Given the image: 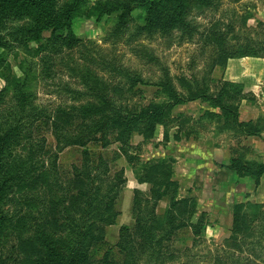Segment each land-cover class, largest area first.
Here are the masks:
<instances>
[{
  "label": "rangeland",
  "instance_id": "rangeland-1",
  "mask_svg": "<svg viewBox=\"0 0 264 264\" xmlns=\"http://www.w3.org/2000/svg\"><path fill=\"white\" fill-rule=\"evenodd\" d=\"M65 1L61 0V3ZM143 1L87 0L74 22L78 42L58 44L56 47L63 49L60 55L54 47H49L39 53V57L32 58L12 39L9 47L0 44V56L5 49L12 71L10 73L6 69V64L1 65L0 91L5 87L6 99L14 85L11 78L23 76L22 66L25 63L33 73L41 74L46 67L50 74L38 82L34 79L31 86L34 96L29 107L32 109L27 112L28 119L24 124L27 136H32L35 141L28 143L25 152L21 151L22 141L16 151L27 157L35 155L32 162L36 163L41 149L39 143L43 145V140L47 139L49 149L58 145L60 131L53 134L46 126L39 131L34 128L35 122L41 113L50 116L57 108L73 104L74 92L70 90H86L81 85L84 80L92 83L94 79L93 86H98L99 101L115 98L122 104L123 110L130 108L136 112L147 110L148 106L154 109L164 105L166 111L158 116V130L149 135L148 143L136 133L132 140L139 146L128 149L136 155L134 166L138 172L143 171L144 162L151 160V166L158 169L153 173L147 171L158 185L151 195L152 199L147 197L152 188L150 184L149 189H138L143 195L138 196L141 204L137 209L140 213L146 208L151 213L158 205L157 209L163 214L170 208L166 200L157 202L156 199L164 192L161 183L168 174L172 175L179 187L176 193L172 191L174 187L167 189V195H176L175 200L183 201L170 209V215L177 217L174 224H197L202 227L207 224L202 243L193 247L187 264H218L219 256L223 263L237 264L232 256L234 251H227L223 244L232 235L233 214L237 206L242 207V212L254 213L260 218L259 222L264 220V176L246 175L240 178L228 166L234 158L252 170L264 165V144L259 142L258 150L249 139L254 137V131L264 132V114L258 112V99L249 87L241 82L226 80V73L236 62L264 58V50L261 51L264 48V0H188L181 11L175 9L172 0H156L157 4L151 0ZM93 12L99 17L92 15ZM44 19L47 20L46 17ZM57 33L67 37L65 30ZM50 36L49 30L44 33L47 41ZM247 52L256 53L247 55ZM7 74L12 75L8 79L9 84L4 78ZM134 78L142 79L147 85L137 83L131 87ZM225 81L238 83L223 97L229 107L225 111L202 99L170 108L171 104L165 97L168 88L157 85L172 82L184 92L183 86L197 85L202 91L206 84L209 92L217 95ZM145 120L143 116L139 119L140 128L150 127V120ZM166 130H169L168 141H165ZM175 136L179 141L174 139ZM116 148L114 144L104 150L97 144L95 152H103L110 158ZM81 152L82 149L76 146L61 153L58 168L63 180L74 178L75 167L82 161ZM161 157L168 161V170L159 168L155 163L154 159ZM47 162L49 164L50 160ZM30 163L27 160V164ZM116 165L126 169L128 182L118 202L121 215L117 223L106 231L108 244L115 251L121 227L135 222L132 213L135 171L124 157L117 160ZM62 179L59 184L66 189L68 183ZM26 195L20 188L14 187L0 208V264H53L41 262L40 257L29 259L21 255V250L30 246L21 241V236L33 235L35 230L47 229L49 234L60 240L64 252L70 241L67 229L56 228L54 224L56 210L53 206L57 205L47 204L48 198L43 193L33 192L29 193L31 200L25 203L23 196ZM39 206L47 207V212L43 208L42 214L21 221L25 211ZM186 210L198 211V215L203 217L198 219L197 216L190 222L188 215L184 214ZM149 215L152 217V214ZM49 220L53 224H48ZM167 222L162 220V226L168 228ZM178 236L175 244L179 247L185 249L191 244L190 231L186 227L178 231ZM187 256L189 254L181 255L180 260L185 261ZM99 257L91 262L97 264ZM245 258L243 264H247L251 257Z\"/></svg>",
  "mask_w": 264,
  "mask_h": 264
},
{
  "label": "trees",
  "instance_id": "trees-1",
  "mask_svg": "<svg viewBox=\"0 0 264 264\" xmlns=\"http://www.w3.org/2000/svg\"><path fill=\"white\" fill-rule=\"evenodd\" d=\"M172 1L175 9L181 11L188 0ZM151 2L158 3L156 0H151ZM86 3L87 0H67L64 3H61V0H0V44L9 47V42L12 39L32 58L39 57V53L49 47H54L60 55L63 49L56 47L58 44L67 45L66 43L70 41L78 42V38L74 34V22ZM95 13L93 12L92 15L97 16ZM48 30L51 34L48 38L49 41L44 37V33ZM59 30H65L67 37L58 34ZM262 49L264 50L263 47L261 51ZM255 53L247 52L246 54ZM0 59V70L1 65L6 64V69L11 73L5 49ZM22 69L23 76L21 78L12 77L10 74L4 75L8 84L10 77L14 83L13 87L9 89V98L6 99L4 96L6 94L5 87L0 91V208L9 198L14 187L20 188L27 194L23 196L25 203L31 200L29 193H43L48 198L47 204L57 205L53 206L56 210L54 217L56 228L65 227L67 236L70 237L64 252L60 246V240L49 234L47 229L35 230L33 235H23L20 238L21 241L30 245L21 250L23 258L40 257L41 262H52L53 264H93L91 261L98 256L100 257L97 264L189 263L190 252L193 251V247L202 243L200 241L206 234L207 224L205 223L203 227L197 224H174L177 217L170 215V209L183 201L175 200L176 195H169L170 193L167 195V189L174 187L172 191L176 193L179 187L170 174L161 183L164 192L156 199L157 202L166 200L170 208L161 214L157 205L151 213L146 208L139 213L137 207L141 204V200L138 196L143 194L140 190H135L132 209L134 224L121 227L116 251L109 246L107 241V228L116 224L121 215L118 202L128 182L125 170L116 165L117 160L122 157L126 158L134 168L137 180L152 186L150 192L147 193V197L152 199L151 195L158 182L149 177L147 171L153 173L158 169L151 166V160L144 162L143 171L138 172L134 166L136 155L134 156L129 150L131 147L138 148L139 146L132 140L136 133L141 134L148 143L149 135L158 130L160 124L158 116L165 113V106L152 108L153 110L151 106H148L147 110L142 109L136 112L130 108L123 110L122 104L120 105L115 98L110 100L103 98L99 101L98 86H93L94 79H92V83L84 80L81 85L85 86L86 90H70L72 93L74 92L73 104L57 108L50 116L41 113L38 120H35L34 128L37 127L36 129L42 131V128L46 126L53 134L60 131V138L54 149L47 147V139L43 140V145L39 143L41 149L38 151V160L33 163L35 155L24 156L21 152L16 151V147L24 141L21 151L25 152L28 149V143L35 141L32 136H27L24 124L28 119L27 112L32 109L29 107L31 98L34 96L31 86L34 79L38 82L40 78H48L50 74L46 67L41 74L33 73L28 69L27 63L22 66ZM132 82L131 87L137 83L147 85V83H143L142 79L134 78ZM157 85L168 88L165 97L171 104L170 108L187 101L202 99L215 108L225 111L229 107L224 103L223 97L226 93H230L238 83L233 84L225 81L217 95L211 94L206 84L203 85L202 91L198 90L197 85L183 86L184 92L179 91L172 82ZM84 96L90 98L85 99ZM93 97L95 100H92ZM142 116L146 119L145 121L150 120V127L140 128L138 126V121ZM256 132L258 131H254L252 134ZM165 137V141L170 139L169 130L165 131ZM174 139L179 141L176 136ZM97 144L104 150L110 149L115 144L117 150L114 152V156L109 158L103 152H95ZM76 146L82 149V161L75 167L77 172L74 178L63 180L58 168L60 155L65 149ZM165 159L161 157L154 161L159 168L168 170L167 164L169 163ZM27 160L31 161L29 165ZM48 160H50L49 164ZM228 168L236 171L240 178L246 175L264 176V165L252 170L241 165L235 158L231 159ZM61 179L68 183L66 189H63L59 184ZM243 207L248 209L246 205ZM43 208L47 212L48 208L44 206L34 207L32 211H25V217H21V221L24 222L26 218H34L37 214H42ZM241 208V206H237V210L233 214L232 235L224 242L223 246L227 251H234L232 256L237 264L239 262L243 264L245 257L249 256L251 258L248 259L247 264H264V220L259 222L260 218H257L254 213L242 212ZM143 213L144 215H142ZM149 214H152V217ZM184 214L188 215L187 218L190 222L197 216L198 219H201L200 216L203 217L202 214L198 215V211L186 210ZM160 220H167L168 228L162 226ZM48 224H53V222L51 223L49 220ZM185 227L190 231L192 242L184 249L176 245L175 241L179 237L178 231ZM186 254H189V257L187 256L185 261H181L180 256ZM217 258L218 264H228L223 263L220 256Z\"/></svg>",
  "mask_w": 264,
  "mask_h": 264
},
{
  "label": "crops",
  "instance_id": "crops-1",
  "mask_svg": "<svg viewBox=\"0 0 264 264\" xmlns=\"http://www.w3.org/2000/svg\"><path fill=\"white\" fill-rule=\"evenodd\" d=\"M230 67V70L226 73V80H231L233 82H241L247 85L258 99V103L260 105L258 107V112L264 114V58H251V60L247 61L246 63L240 61V63L236 62L230 65ZM249 139L256 144L257 149L259 150V142L264 144V132L258 131L255 133L254 137H249ZM171 145L172 147H174L172 143ZM208 147H210L209 144ZM260 147L263 146L260 145ZM134 176V192L135 190H143L144 188H147L149 186L148 183H140L137 180L135 174Z\"/></svg>",
  "mask_w": 264,
  "mask_h": 264
}]
</instances>
